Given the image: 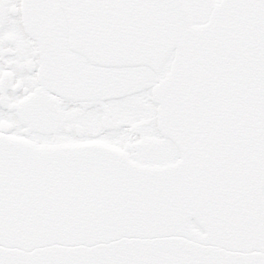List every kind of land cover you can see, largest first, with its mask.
<instances>
[{"label": "snow or ice", "instance_id": "obj_1", "mask_svg": "<svg viewBox=\"0 0 264 264\" xmlns=\"http://www.w3.org/2000/svg\"><path fill=\"white\" fill-rule=\"evenodd\" d=\"M0 264H264V0H0Z\"/></svg>", "mask_w": 264, "mask_h": 264}]
</instances>
